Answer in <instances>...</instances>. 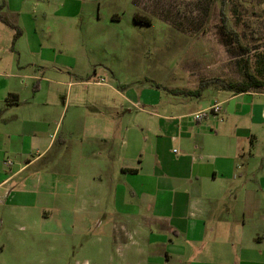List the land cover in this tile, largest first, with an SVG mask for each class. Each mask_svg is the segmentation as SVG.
<instances>
[{
    "label": "crops",
    "instance_id": "crops-1",
    "mask_svg": "<svg viewBox=\"0 0 264 264\" xmlns=\"http://www.w3.org/2000/svg\"><path fill=\"white\" fill-rule=\"evenodd\" d=\"M6 6L18 20L26 13L24 2ZM58 49L25 59L19 45L16 67L0 58V264H264V88L210 85L189 101L150 85L73 81L107 86L122 103L92 97L82 118L77 105L70 166L55 159L51 169L42 162L58 140L57 107L37 95L48 74L83 75ZM24 77L39 80L35 92L17 84ZM215 102L221 113L192 119ZM54 189L71 195L70 208L47 202ZM99 217L104 231L89 232Z\"/></svg>",
    "mask_w": 264,
    "mask_h": 264
},
{
    "label": "rangeland",
    "instance_id": "rangeland-1",
    "mask_svg": "<svg viewBox=\"0 0 264 264\" xmlns=\"http://www.w3.org/2000/svg\"><path fill=\"white\" fill-rule=\"evenodd\" d=\"M5 1L11 7L25 3L26 13L20 21L11 9L3 7ZM0 12L25 29L21 38L16 28L9 32L11 28L0 17V58L12 60L16 67L19 45L25 59L37 60L42 52L53 56L61 48L65 60L77 57L83 74L64 81L48 74V81L43 82L45 94L42 98V94L37 95L57 107L53 122H59L58 140L42 162L51 169L57 167L55 159L60 169L70 166L71 146L76 142L70 128L76 127L77 105L82 118V112L87 115L91 111L92 97L104 95L122 103L107 86L77 85L73 81L104 78L116 87L150 85L168 97L177 89L195 90L202 80L245 81L247 61L250 70L264 79V0H0ZM38 81L24 77L17 84L25 90L30 82L35 92ZM6 83L7 79L0 78V88ZM211 85L220 87L218 83ZM203 90L206 98L212 91L210 87ZM92 113L115 117L101 109H92ZM57 192L54 189L50 197L47 195V202L59 201ZM112 192H106L105 198H111ZM61 199L70 208L71 195ZM102 219L99 217L89 232L102 233ZM60 225L71 229L70 222ZM88 240L78 238L76 245Z\"/></svg>",
    "mask_w": 264,
    "mask_h": 264
},
{
    "label": "trees",
    "instance_id": "trees-1",
    "mask_svg": "<svg viewBox=\"0 0 264 264\" xmlns=\"http://www.w3.org/2000/svg\"><path fill=\"white\" fill-rule=\"evenodd\" d=\"M1 19L5 21L7 24H9L11 27L17 29V35L21 36L22 34V29L15 23L10 22L7 18H5L1 13H0ZM136 19L139 20V16H135ZM245 74H246V80L245 81H240V82H235V83H228L222 79H214V80H202L200 83V86L195 89V90H184V89H177L174 92L176 94H186V95H196L200 96L203 92V89L210 86L211 84L218 83L220 87L223 89H229L235 92H246L251 89H261L264 88V79L260 78L257 76L255 73H253L250 70L249 63L247 61L246 63V68H245Z\"/></svg>",
    "mask_w": 264,
    "mask_h": 264
},
{
    "label": "built area",
    "instance_id": "built-area-1",
    "mask_svg": "<svg viewBox=\"0 0 264 264\" xmlns=\"http://www.w3.org/2000/svg\"><path fill=\"white\" fill-rule=\"evenodd\" d=\"M104 82H105L104 78L97 80V83H104ZM222 111H223L222 103L221 102H215L210 107H208L206 109L193 112L191 114V116H192L193 120L200 121V120L206 118L211 113H221ZM10 163H11V161H10Z\"/></svg>",
    "mask_w": 264,
    "mask_h": 264
}]
</instances>
